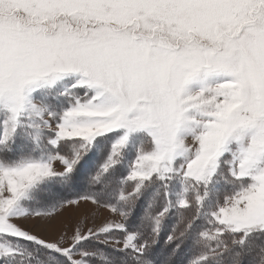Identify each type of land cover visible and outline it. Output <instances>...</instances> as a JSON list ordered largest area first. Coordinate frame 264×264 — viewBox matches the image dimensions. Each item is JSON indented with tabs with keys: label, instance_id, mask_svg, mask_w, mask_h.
<instances>
[{
	"label": "snow or ice",
	"instance_id": "1",
	"mask_svg": "<svg viewBox=\"0 0 264 264\" xmlns=\"http://www.w3.org/2000/svg\"><path fill=\"white\" fill-rule=\"evenodd\" d=\"M0 264H264V0H0Z\"/></svg>",
	"mask_w": 264,
	"mask_h": 264
},
{
	"label": "rangeland",
	"instance_id": "2",
	"mask_svg": "<svg viewBox=\"0 0 264 264\" xmlns=\"http://www.w3.org/2000/svg\"><path fill=\"white\" fill-rule=\"evenodd\" d=\"M89 214L90 212L85 210L70 211L65 214L63 219L65 220V222L73 224L77 221V219L81 220L82 222L85 221Z\"/></svg>",
	"mask_w": 264,
	"mask_h": 264
}]
</instances>
